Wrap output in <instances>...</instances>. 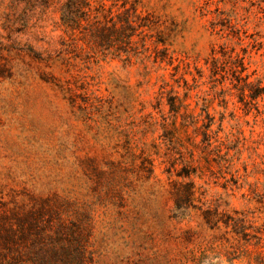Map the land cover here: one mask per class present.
Returning a JSON list of instances; mask_svg holds the SVG:
<instances>
[{"label":"rangeland","instance_id":"rangeland-1","mask_svg":"<svg viewBox=\"0 0 264 264\" xmlns=\"http://www.w3.org/2000/svg\"><path fill=\"white\" fill-rule=\"evenodd\" d=\"M64 1L0 0V264H264V239L231 242L228 216L213 226L202 214L207 206L248 212V232L264 230V114L246 112L236 91L227 104L216 95L212 128L234 134L230 154H240L234 176L210 168L197 147L202 135L175 121L166 99L157 102L172 66L105 56L66 31ZM92 2L152 12L181 73L200 68L204 79L211 49L226 41L215 23L240 31L243 46L236 37L226 44L248 46L264 85L263 0ZM221 87L201 83L191 108L196 93L212 97ZM183 169L193 173L178 176ZM190 180L194 201L178 210L173 193Z\"/></svg>","mask_w":264,"mask_h":264},{"label":"trees","instance_id":"trees-1","mask_svg":"<svg viewBox=\"0 0 264 264\" xmlns=\"http://www.w3.org/2000/svg\"><path fill=\"white\" fill-rule=\"evenodd\" d=\"M60 12L61 22L69 34L81 33L89 38V41L105 56L123 58L125 65H131L135 59L144 67H148V62L158 68H161L163 64L172 66V80H162L157 102L161 103L166 99L172 118L175 121L182 118L181 126L186 128L192 125L197 135H202L197 147L208 159L210 168L215 163L221 171L232 172V168L238 161L240 149L230 154V151L235 150V146L230 145L231 136L234 134L229 133L226 137H222L221 125L216 130L212 128L215 117L209 108L214 98L217 95V98L220 97V100L227 104V94H229L227 92L236 91L238 101L244 106L246 112L255 109L257 113L264 114V108L260 107L258 101L264 97V85L261 79L254 77L255 71L249 68L248 46L243 47L241 51H236L234 47L226 44L227 40H232L231 37H236L237 43L243 46L245 38L240 31L235 34L233 30L231 32L226 28L218 29V23H215L213 31L226 41L211 49L206 60L210 73L207 75L208 79H204L205 72L200 68L192 70L188 67L181 73V69L185 66L184 62L178 59L175 64L177 58L170 52L167 45L165 27L152 12L139 10L137 4L124 2L107 5L105 2L94 4L92 0H65L60 6ZM185 74L192 76V82L185 78ZM203 82H210L214 89L220 84L221 91L216 92L212 97L196 93L194 109L198 105H201V108L200 112H195L188 100L192 97V92ZM179 88L184 90L182 95ZM262 164H264V158ZM262 171L264 174V168ZM237 172L238 169L231 175L234 176ZM192 173L183 169L178 176L190 177ZM186 186L188 189L177 187L176 192L173 193L175 207L178 210L189 208L194 201L192 195L195 182L190 180L186 182ZM182 190L187 194H180ZM258 201L264 204V196L261 195ZM234 213L237 217L220 212L217 207L207 206L202 210L205 220L208 223L213 222V226L223 220V215L228 216L224 224L226 227H231V232L236 235L232 237L231 242H239L241 239L249 241L250 238H255L257 244L261 243L264 239V230L256 229L255 234L248 232L252 227L248 223L250 221L248 212L236 210Z\"/></svg>","mask_w":264,"mask_h":264}]
</instances>
